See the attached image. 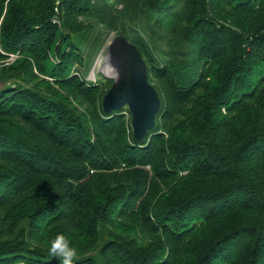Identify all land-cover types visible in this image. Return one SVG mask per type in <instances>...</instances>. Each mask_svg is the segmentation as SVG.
<instances>
[{"label":"trees","instance_id":"1","mask_svg":"<svg viewBox=\"0 0 264 264\" xmlns=\"http://www.w3.org/2000/svg\"><path fill=\"white\" fill-rule=\"evenodd\" d=\"M63 2L140 48L161 99L142 141L127 107L105 112L112 81L72 74L79 53L34 72ZM12 53L25 58L17 95L0 94V264H58V233L75 264H264V0H0V59Z\"/></svg>","mask_w":264,"mask_h":264},{"label":"rangeland","instance_id":"2","mask_svg":"<svg viewBox=\"0 0 264 264\" xmlns=\"http://www.w3.org/2000/svg\"><path fill=\"white\" fill-rule=\"evenodd\" d=\"M203 6L207 8L209 18L214 22L220 21V25L223 23L227 27L230 26L233 29H237L234 24H231L230 20L226 22L223 18H219L218 15L222 14L221 9L212 11L209 9V4ZM114 7L120 9L122 8V3L115 2ZM180 7L178 6L177 8L180 9ZM194 8L196 10L200 8L198 7V2H195ZM56 16H58L57 19H55ZM56 16L52 19L56 25L54 28L55 39L50 47L49 41H47L49 49H45L46 52L44 51L40 56L42 68L38 69L35 66L34 72H39L42 77L50 79L54 68L61 64L63 54L78 55L79 53L83 58V64L75 65L72 68V74L75 77L82 79L88 84L97 85L101 89L105 85H109L111 81L113 83L114 78L117 76L113 75L112 72H118V70L108 56L111 44L120 35L119 32L105 25L99 15L90 12H80V14L71 12L64 2L61 8H58ZM76 22L83 24V28L79 29L81 32L79 31L80 33L77 32V34H72L70 31L67 32L66 29L78 27ZM80 34H82V37L79 36ZM24 58L25 56L20 53H12L7 58L0 59V94L5 96L17 95L14 94L15 92H12V94L10 90L21 84L20 80L16 78L18 77L16 74L19 72ZM43 61L44 64H42ZM33 63L35 64L34 60ZM111 86L112 84L109 87ZM124 114L127 117V122L131 124V113L125 110ZM148 169L150 168L148 167ZM15 264L25 263L18 262Z\"/></svg>","mask_w":264,"mask_h":264},{"label":"water","instance_id":"3","mask_svg":"<svg viewBox=\"0 0 264 264\" xmlns=\"http://www.w3.org/2000/svg\"><path fill=\"white\" fill-rule=\"evenodd\" d=\"M108 57L118 76L103 97L104 110L110 113L127 107L132 116L134 138L142 141L155 128L161 108L159 93L149 80L146 60L140 48L123 35L112 42Z\"/></svg>","mask_w":264,"mask_h":264},{"label":"clouds","instance_id":"4","mask_svg":"<svg viewBox=\"0 0 264 264\" xmlns=\"http://www.w3.org/2000/svg\"><path fill=\"white\" fill-rule=\"evenodd\" d=\"M48 255L58 260V264H75L78 259V250L72 246L69 237L58 233L48 246Z\"/></svg>","mask_w":264,"mask_h":264},{"label":"bare ground","instance_id":"5","mask_svg":"<svg viewBox=\"0 0 264 264\" xmlns=\"http://www.w3.org/2000/svg\"><path fill=\"white\" fill-rule=\"evenodd\" d=\"M112 74L115 75V76H118V72L117 71L116 72L113 71Z\"/></svg>","mask_w":264,"mask_h":264}]
</instances>
